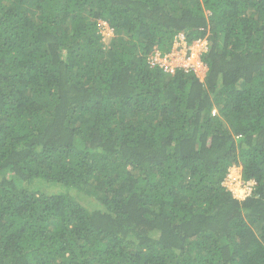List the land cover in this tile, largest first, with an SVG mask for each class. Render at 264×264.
I'll use <instances>...</instances> for the list:
<instances>
[{"label":"trees","instance_id":"16d2710c","mask_svg":"<svg viewBox=\"0 0 264 264\" xmlns=\"http://www.w3.org/2000/svg\"><path fill=\"white\" fill-rule=\"evenodd\" d=\"M0 264H264V0H0Z\"/></svg>","mask_w":264,"mask_h":264},{"label":"built area","instance_id":"2783aa9c","mask_svg":"<svg viewBox=\"0 0 264 264\" xmlns=\"http://www.w3.org/2000/svg\"><path fill=\"white\" fill-rule=\"evenodd\" d=\"M105 27H108L106 23H104ZM180 43L185 44V37L182 36L179 39ZM204 42L198 41L194 43L193 45L189 46L188 50V55H185L184 64L179 65L178 63L175 62L171 54H163L160 52L158 49H156L150 58V63L152 66H160L165 73H170V74H175L177 69H181L184 72H190L193 70L194 72L202 71L204 69V73L207 71V66L199 60V55H201V47L203 46ZM234 169V168H233ZM235 175V174H234ZM232 174V171L230 172L228 178H227V184H230L231 180H234L236 182H240V176H234ZM241 188H242V183H241ZM232 189V188H231ZM244 195L246 196L248 194L249 188H242ZM244 196V197H245Z\"/></svg>","mask_w":264,"mask_h":264},{"label":"rangeland","instance_id":"374dc122","mask_svg":"<svg viewBox=\"0 0 264 264\" xmlns=\"http://www.w3.org/2000/svg\"><path fill=\"white\" fill-rule=\"evenodd\" d=\"M103 36H104V42H109L110 37L112 36V30L109 27H106L105 29L102 30ZM176 43H174V47H173V53H172V57L175 60L176 63H178L179 65L184 64V58L185 55H188V48L191 45H188L187 40L185 39V44L182 42L180 43L179 40H175ZM204 69H202V71H198L197 74L200 77V80L204 79ZM216 112V111H215ZM232 174L234 176H239L240 175V169L239 168H234L232 170ZM241 181L236 182L234 180L230 181L229 186L234 190L236 197L243 199L244 198V192L242 191L243 189L241 188Z\"/></svg>","mask_w":264,"mask_h":264},{"label":"clouds","instance_id":"9594fccd","mask_svg":"<svg viewBox=\"0 0 264 264\" xmlns=\"http://www.w3.org/2000/svg\"><path fill=\"white\" fill-rule=\"evenodd\" d=\"M183 35H184V33H183ZM184 37H185V35H184ZM186 39V38H185ZM201 41V40H200ZM198 42V41H197ZM202 42H204V44H203V46L201 47V51H202V48L203 47H206V44H207V42L206 41H202ZM176 43V42H175ZM194 43H196V42H194ZM193 43V44H194ZM192 44V45H193ZM189 50V49H188ZM201 55H199L198 57H199V60L202 62V60H201V57H200ZM207 70H208V68H207ZM183 71V70H182ZM207 72V71H206ZM206 72L204 73L205 75H206ZM186 73V72H185ZM187 73H191V74H195L199 79H200V77L198 76V74L196 73V72H194L193 70H191L190 72H187ZM205 75H204V77H205ZM237 168V167H236Z\"/></svg>","mask_w":264,"mask_h":264}]
</instances>
